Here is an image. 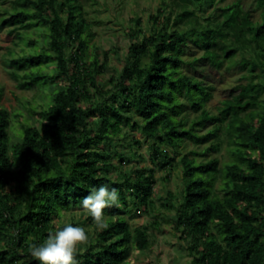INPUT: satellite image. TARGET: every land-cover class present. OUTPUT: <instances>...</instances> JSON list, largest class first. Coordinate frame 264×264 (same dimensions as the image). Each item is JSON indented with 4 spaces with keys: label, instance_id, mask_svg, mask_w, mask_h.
Returning <instances> with one entry per match:
<instances>
[{
    "label": "trees",
    "instance_id": "obj_1",
    "mask_svg": "<svg viewBox=\"0 0 264 264\" xmlns=\"http://www.w3.org/2000/svg\"><path fill=\"white\" fill-rule=\"evenodd\" d=\"M86 1L15 0L2 18V24L14 27L9 35L16 32L15 46L27 41L35 50L21 55L8 50L18 87L51 85L53 90L51 102L31 110L42 129L21 121L22 139L16 144H11L12 115L0 107V238L10 236L15 252L8 256L0 250V263L40 264L29 245L62 228L55 223L61 210L80 206L101 185L119 191V206L104 209L107 227L76 254L77 264H123L132 248L150 247L148 228L132 234L124 214L131 213L128 194L138 209L155 208V170L110 176L117 170L110 148H117L115 139L128 127L154 141L155 169L171 165L167 147L177 152L187 139L197 145L212 142L205 151L193 152L202 157L229 147L233 161L223 167L219 158H182L184 189L176 229L191 243L193 264H264V0L225 6H218L223 0H163L151 17L149 36L132 30L137 41L110 89L100 82L109 54L101 63L96 51L88 62L95 22L86 16ZM247 2L260 12V20L245 8ZM36 27L45 30V46L30 33ZM190 44L202 51L200 58L185 59ZM200 59L217 69L240 65L250 79L223 102L219 115L206 108L208 88L184 71ZM48 63L53 73L45 70ZM184 99L199 113L189 127ZM208 122L214 128L207 133L195 130Z\"/></svg>",
    "mask_w": 264,
    "mask_h": 264
},
{
    "label": "rangeland",
    "instance_id": "obj_2",
    "mask_svg": "<svg viewBox=\"0 0 264 264\" xmlns=\"http://www.w3.org/2000/svg\"><path fill=\"white\" fill-rule=\"evenodd\" d=\"M14 1L0 0V107L6 108L12 115L11 144L21 141L22 122L42 129L39 117L31 110L34 109L38 112L51 102L53 90L51 85L32 90L20 89L11 76L13 67L10 65L8 50L13 49L14 54L17 55L35 51L27 41L15 46L16 32L9 35V31L13 30L14 27L2 24L3 16L12 9ZM234 1L223 0L218 3V6H225ZM163 5V0H87L85 2L86 16L90 21L95 22L94 37L89 43L88 62L93 61L96 51L101 63L105 62V53L109 54V64L100 76V82L105 84L106 89L112 87L109 83L112 77L118 78L120 76L128 56L129 47L137 41V38L131 36L132 30H138L140 37L149 36L153 26L151 17L157 14ZM244 5L246 9L253 10L254 20H260V12L253 9V3L247 2ZM137 18L140 20L138 25L133 21ZM30 33L39 40L40 46H45L43 27L32 28ZM184 56L186 60H191L193 57L200 58L202 51L190 44L186 47ZM241 58L242 56L239 54L237 59L241 60ZM45 70L54 72L49 63ZM184 71L200 79L203 85L208 88L211 97L206 103V108L210 113L216 115L220 114L223 102L238 93L237 86L250 81L249 77H244L246 71L242 70L240 65L217 69L202 59L193 66H186ZM262 99H264V95ZM184 102L187 106L184 116L187 118V126L189 127L199 113L190 108L188 101L184 99ZM19 114L23 116L17 118L16 116ZM134 120H139V117L135 116ZM213 126L212 122H208L205 127H196L195 130L200 134H205L214 128ZM134 140L139 141L140 144H136ZM153 142L145 138L140 131L126 127L121 139L116 138L114 141L117 148H110L113 155L112 161L117 168L110 173L113 179H118L122 173L143 172L148 174L149 170L153 169L156 178L153 197L155 208L153 210L138 209L132 204V198L128 194L131 213L124 214V216L128 221L129 230L133 234L138 228H148L151 234V245L144 251L132 248L131 254L123 264H193L194 255L190 251L191 243L186 240L181 231L176 229L178 206L184 189V168L181 160L185 155H189L190 158H197L198 161L219 158L220 165L223 167L233 161V156L227 145H223L218 152L207 151L204 157L194 155V151L203 152L211 146L212 142L197 145L187 139L182 142L177 152L167 147L174 158L171 165L166 168L159 166L155 169L151 160L150 149ZM116 150L125 156L123 161ZM216 186L218 193L221 194L222 182L219 181ZM108 218L106 217V219ZM55 223L59 227L68 223L83 227L88 234V241L90 238H95L97 232L101 230L82 208V205L62 209ZM86 246L87 243L81 245L77 253L85 252ZM0 250L7 252L8 256L14 255L10 236L0 238ZM23 263L24 260L21 259L16 264Z\"/></svg>",
    "mask_w": 264,
    "mask_h": 264
},
{
    "label": "clouds",
    "instance_id": "obj_3",
    "mask_svg": "<svg viewBox=\"0 0 264 264\" xmlns=\"http://www.w3.org/2000/svg\"><path fill=\"white\" fill-rule=\"evenodd\" d=\"M81 205L98 228H106L104 209L119 206V191L108 185L94 187L89 195L82 198ZM87 241L88 234L83 227L68 223L60 229L50 231L42 243L30 244L29 250L40 264H77L78 249Z\"/></svg>",
    "mask_w": 264,
    "mask_h": 264
}]
</instances>
